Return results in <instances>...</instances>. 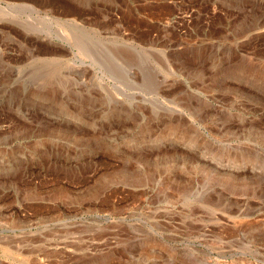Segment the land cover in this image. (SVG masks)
<instances>
[{"label":"rangeland","instance_id":"1","mask_svg":"<svg viewBox=\"0 0 264 264\" xmlns=\"http://www.w3.org/2000/svg\"><path fill=\"white\" fill-rule=\"evenodd\" d=\"M0 264H264V0H0Z\"/></svg>","mask_w":264,"mask_h":264}]
</instances>
